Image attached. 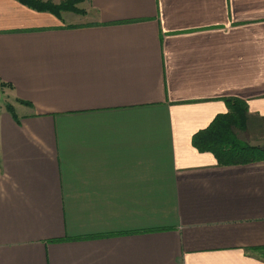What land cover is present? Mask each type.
Returning <instances> with one entry per match:
<instances>
[{"label":"crops","instance_id":"1","mask_svg":"<svg viewBox=\"0 0 264 264\" xmlns=\"http://www.w3.org/2000/svg\"><path fill=\"white\" fill-rule=\"evenodd\" d=\"M80 7L0 0V264H264V160L193 145L264 118V0Z\"/></svg>","mask_w":264,"mask_h":264},{"label":"trees","instance_id":"2","mask_svg":"<svg viewBox=\"0 0 264 264\" xmlns=\"http://www.w3.org/2000/svg\"><path fill=\"white\" fill-rule=\"evenodd\" d=\"M22 4L37 11L50 12L62 17L63 12L85 14L80 4L86 0H18ZM0 87H13L0 78ZM229 111L219 114L209 127L196 133L193 145L200 151L212 152L221 165H231L264 160V147L246 142L237 131L245 132L249 129V113L247 101L237 98H225ZM24 104H31L19 100ZM7 109L15 117V108L11 103Z\"/></svg>","mask_w":264,"mask_h":264},{"label":"rangeland","instance_id":"3","mask_svg":"<svg viewBox=\"0 0 264 264\" xmlns=\"http://www.w3.org/2000/svg\"><path fill=\"white\" fill-rule=\"evenodd\" d=\"M237 133L249 144L264 147V118L251 120L249 130Z\"/></svg>","mask_w":264,"mask_h":264}]
</instances>
